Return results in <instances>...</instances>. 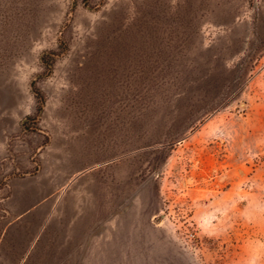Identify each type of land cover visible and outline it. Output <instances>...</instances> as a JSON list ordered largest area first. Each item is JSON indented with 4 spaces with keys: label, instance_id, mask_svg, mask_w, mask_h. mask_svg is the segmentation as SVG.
<instances>
[{
    "label": "rangeland",
    "instance_id": "rangeland-1",
    "mask_svg": "<svg viewBox=\"0 0 264 264\" xmlns=\"http://www.w3.org/2000/svg\"><path fill=\"white\" fill-rule=\"evenodd\" d=\"M0 264H264V0H0Z\"/></svg>",
    "mask_w": 264,
    "mask_h": 264
},
{
    "label": "crops",
    "instance_id": "crops-1",
    "mask_svg": "<svg viewBox=\"0 0 264 264\" xmlns=\"http://www.w3.org/2000/svg\"><path fill=\"white\" fill-rule=\"evenodd\" d=\"M21 203V201H19Z\"/></svg>",
    "mask_w": 264,
    "mask_h": 264
}]
</instances>
